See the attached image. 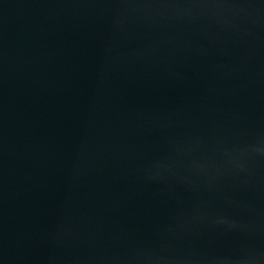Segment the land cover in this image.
Here are the masks:
<instances>
[{
  "label": "water",
  "instance_id": "1",
  "mask_svg": "<svg viewBox=\"0 0 264 264\" xmlns=\"http://www.w3.org/2000/svg\"><path fill=\"white\" fill-rule=\"evenodd\" d=\"M0 264H264V0H0Z\"/></svg>",
  "mask_w": 264,
  "mask_h": 264
}]
</instances>
